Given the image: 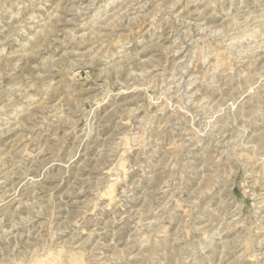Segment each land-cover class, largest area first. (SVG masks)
I'll use <instances>...</instances> for the list:
<instances>
[{
  "label": "rangeland",
  "instance_id": "1",
  "mask_svg": "<svg viewBox=\"0 0 264 264\" xmlns=\"http://www.w3.org/2000/svg\"><path fill=\"white\" fill-rule=\"evenodd\" d=\"M0 264H264V0H0Z\"/></svg>",
  "mask_w": 264,
  "mask_h": 264
}]
</instances>
